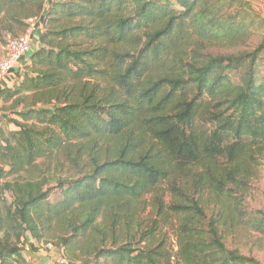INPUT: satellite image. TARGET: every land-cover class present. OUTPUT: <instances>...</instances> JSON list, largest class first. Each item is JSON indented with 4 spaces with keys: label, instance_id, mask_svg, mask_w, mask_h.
<instances>
[{
    "label": "trees",
    "instance_id": "trees-1",
    "mask_svg": "<svg viewBox=\"0 0 264 264\" xmlns=\"http://www.w3.org/2000/svg\"><path fill=\"white\" fill-rule=\"evenodd\" d=\"M253 10L0 0L2 44L43 15L38 49L0 89V264H31L43 241L66 264H262L225 244L241 226L264 234V213L243 207L264 151V43L238 50Z\"/></svg>",
    "mask_w": 264,
    "mask_h": 264
},
{
    "label": "rangeland",
    "instance_id": "rangeland-1",
    "mask_svg": "<svg viewBox=\"0 0 264 264\" xmlns=\"http://www.w3.org/2000/svg\"><path fill=\"white\" fill-rule=\"evenodd\" d=\"M45 4H47V2ZM256 15L254 14V23L250 25L249 30H250L251 36L249 40L244 46L238 49L241 52L253 51L261 43H264V24L261 23L260 17ZM21 33L22 32L17 33L16 35H20ZM8 38L9 37H5L4 43L3 44L0 43V55L3 52V49L5 48L6 41ZM213 53L214 54H224L225 51L223 49H220V50L215 49ZM261 55H262L261 59L260 61H258V76L257 77L260 80L264 81V51L262 52ZM4 104L5 105H2V108L0 110V118H2V128L4 131H6L8 130V125L6 123V119H4L2 115L4 114L9 115V110L7 108L10 107V103H4ZM62 164L67 167L65 163L62 162ZM67 171L68 170L66 168V170L63 173L66 174ZM51 186L53 185L49 183V187ZM59 197L60 195L58 191L53 189L50 192L49 201L55 202L59 199ZM166 201L169 202V198H166ZM243 207L245 210L251 213L252 212H263L264 213V151L260 156L257 157V162L253 166L252 178L249 182V187L247 188L246 195L243 198ZM149 210L150 209L148 208L147 213L143 214V218L148 216ZM172 232H173L172 230H169L167 234L170 235V243L173 247L172 253H173L175 260H177L175 253L177 252L178 249H177V246L175 245V239H174V235L172 234ZM44 244L45 243L43 241L37 245V247L39 248L38 249L39 251L36 254H38L39 257L41 258L45 256V257H49L50 259L57 261L58 259L57 253H55L54 250L47 251L44 248ZM225 244L228 249L238 250L241 254L253 257L260 263L264 264V234H261L259 232H256L254 230H250L244 227L242 228L241 226L239 228H235L230 231V234L227 235L225 238Z\"/></svg>",
    "mask_w": 264,
    "mask_h": 264
},
{
    "label": "built area",
    "instance_id": "built-area-1",
    "mask_svg": "<svg viewBox=\"0 0 264 264\" xmlns=\"http://www.w3.org/2000/svg\"><path fill=\"white\" fill-rule=\"evenodd\" d=\"M248 1L258 15L264 19V0ZM42 26L43 19L41 16L28 18L24 31L16 37L7 39L4 56L0 59V84L7 76L8 72L31 51V42L34 38L38 40ZM45 248L53 251V246L51 244H46ZM57 258L56 264H66L63 258L60 256Z\"/></svg>",
    "mask_w": 264,
    "mask_h": 264
},
{
    "label": "crops",
    "instance_id": "crops-1",
    "mask_svg": "<svg viewBox=\"0 0 264 264\" xmlns=\"http://www.w3.org/2000/svg\"><path fill=\"white\" fill-rule=\"evenodd\" d=\"M45 10H46V5H45ZM41 18L43 19V15H40ZM32 48L31 51L28 52L22 59L19 61L7 74V76L4 78V80L0 84V89H5V88H12L15 83H17L19 76H21L24 73L25 67L29 64L30 56L38 49L39 43L36 38L32 40L31 42ZM5 53V48L3 49V52L0 55V59L4 56ZM2 105H5L1 100H0V110L2 108ZM34 256V261L31 264H56L55 260L50 259L49 257H39L38 254L33 255Z\"/></svg>",
    "mask_w": 264,
    "mask_h": 264
}]
</instances>
